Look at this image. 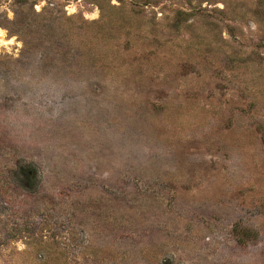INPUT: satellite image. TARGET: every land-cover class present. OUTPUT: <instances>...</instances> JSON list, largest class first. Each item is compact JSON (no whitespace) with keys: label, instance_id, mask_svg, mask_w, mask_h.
Masks as SVG:
<instances>
[{"label":"rangeland","instance_id":"rangeland-1","mask_svg":"<svg viewBox=\"0 0 264 264\" xmlns=\"http://www.w3.org/2000/svg\"><path fill=\"white\" fill-rule=\"evenodd\" d=\"M0 264H264V0H0Z\"/></svg>","mask_w":264,"mask_h":264},{"label":"snow or ice","instance_id":"snow-or-ice-1","mask_svg":"<svg viewBox=\"0 0 264 264\" xmlns=\"http://www.w3.org/2000/svg\"><path fill=\"white\" fill-rule=\"evenodd\" d=\"M0 35H2V33H0Z\"/></svg>","mask_w":264,"mask_h":264}]
</instances>
